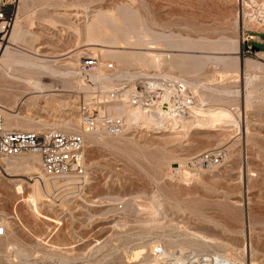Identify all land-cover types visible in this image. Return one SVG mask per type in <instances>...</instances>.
Masks as SVG:
<instances>
[{
	"label": "rangeland",
	"instance_id": "rangeland-1",
	"mask_svg": "<svg viewBox=\"0 0 264 264\" xmlns=\"http://www.w3.org/2000/svg\"><path fill=\"white\" fill-rule=\"evenodd\" d=\"M23 1L28 5L23 6ZM123 7L137 12L139 37L145 35L146 27L178 41L188 38L187 45L194 50L175 52L165 43L156 51L144 45L132 47L144 53L168 54L154 69L138 60L125 67L102 55L100 49H91L86 27L92 18L100 15L108 23L115 17L121 19ZM244 8L242 0L20 2L13 26L27 36L15 46L10 43L8 49L15 58L32 63L37 60L31 53H37L43 62L70 75L29 77L21 64L8 73L0 69V115L5 126L13 115L42 120L46 127L41 130L85 133L89 175L85 187L72 190L67 180L37 179L41 174L38 158L39 172L11 170L0 161V209L9 227L8 241L27 251L26 260L37 264H137L135 254L140 246L153 259L154 243L181 253L179 245L198 236L210 243L184 248L188 257L196 253L199 259L220 257L228 264H264V58L259 55L264 52V32L245 21ZM3 36L2 44L8 37ZM228 41L234 42L233 48H224ZM91 55L127 73L156 72L188 82L199 107L225 110L230 118H204L165 134L140 127L123 136L89 134L81 127L78 112V104L88 96L81 93L83 82L77 71ZM198 56L209 58L204 60L207 65L195 69L188 58ZM215 56L231 60L233 66L215 61ZM171 61H186L189 66ZM36 79L54 93L35 89ZM214 152L224 153L220 165L198 160L202 154ZM38 193L43 195L41 199ZM32 195L37 210L28 204ZM5 242L0 240V244Z\"/></svg>",
	"mask_w": 264,
	"mask_h": 264
},
{
	"label": "built area",
	"instance_id": "built-area-1",
	"mask_svg": "<svg viewBox=\"0 0 264 264\" xmlns=\"http://www.w3.org/2000/svg\"><path fill=\"white\" fill-rule=\"evenodd\" d=\"M20 1L0 0V32L11 30ZM243 4L246 5L243 9L246 14L242 12L245 21L248 24L252 22L256 29L264 32V8H255L256 4ZM100 65L102 62L95 55L84 58L79 65L80 77H83L85 86L93 91L90 94L82 93L88 98L78 104V112L87 133L123 136L129 129L140 127L152 133L165 134L174 129V121L192 115L195 99L184 82L155 73L139 74L134 78L116 79L113 86L102 90L91 80L92 72ZM106 66L109 72L117 71L113 63ZM116 106L132 110L147 119L130 122L125 115L111 112ZM29 154H36L40 158L41 174L35 176L37 179L78 177L80 188L89 181L85 133L57 129L42 132L8 129L0 115V160L17 159ZM223 157V152L204 153L198 160L206 165L218 166ZM8 232L9 227L0 209V239L5 238ZM162 253L161 247L154 252L155 255Z\"/></svg>",
	"mask_w": 264,
	"mask_h": 264
},
{
	"label": "bare ground",
	"instance_id": "bare-ground-1",
	"mask_svg": "<svg viewBox=\"0 0 264 264\" xmlns=\"http://www.w3.org/2000/svg\"><path fill=\"white\" fill-rule=\"evenodd\" d=\"M243 3H245V4H256V5H254L255 8H257V7L260 9L264 8L263 0H261V1H259V0H243ZM27 5H28V3L26 1L25 2L23 1V6H27ZM17 10H16V14L19 12V9H17ZM124 10H125V13H124V11L122 12V13H124L123 18L120 19V18L115 17V19H113L109 23L107 21H105V19H103L102 16H100V15L94 16L92 18L90 24L87 25V27H86L87 43H89L88 44L89 47H93L91 49H94V50L100 49L102 55L104 54V55L110 56L113 60L117 61L120 64H123L125 67H127L131 61L138 60L143 65L147 64V62H148L149 65H147V66L153 67L154 69H156V67L159 66L160 59H162L165 55H168V54H166V53L162 54V53H158V52H156L157 54H153L151 51H148V52L146 51L147 53L146 52L144 53V52H140V48H134L133 49L132 47H134V46L140 47V46L144 45V46H148V50H155L156 51L157 46H160L161 43H165L168 45V48L173 49L172 51H175V52L176 51L179 52L181 50L184 51L185 49H192L191 46L187 45V44H190L188 38H186V39L182 38L183 40L178 41L177 39H174L173 37H170L168 35L160 34V33H156V32L151 31L150 29L145 27L146 24H144L145 35L139 37L137 35V24L135 22V18H137V16H138L137 12L135 11V13H134L133 12L134 10L131 11L129 9V7H125ZM17 20H18V16H16L13 25L15 24V22ZM144 23H146V22H144ZM250 23H252V22H250ZM107 24L109 26H107ZM13 25H11V27H12L11 32H0V36L4 35L3 38L8 36L7 39H5L6 40L5 43L2 44L0 41V69L1 70H3L5 73H8L12 70H18V68H16L17 65L15 66V64H18V65L21 64L23 69H25V70H23L25 72V76H29V77H33V76L37 77V75H43V74H47V75H50L53 77L54 76H56V77L62 76L63 77V76L68 74V73L66 74V73L61 72L60 70H58L59 68L58 69H57V67L55 68L54 65L52 66V65H49L48 63L43 62L44 60L41 59L40 55H38L37 53H31L34 56L29 54L30 56H33L37 60V63H32L29 60H20V59L15 58L14 53L10 49H8V45L11 43L12 44L11 46H15L17 43H19L21 41H25L24 39H26L27 35L23 31L18 30ZM134 37L136 38L135 42L132 41V38H134ZM224 42H226V41H224ZM218 44L219 43L215 44V46ZM235 45H237V44H235ZM218 47L220 48V46H218ZM225 47L233 48L234 42L228 41V43L224 46V48ZM142 50H144V49H142ZM193 50L194 49H192V51ZM184 52H187V51H184ZM238 53H239V51H238ZM169 55H171V54H169ZM259 55L262 58H264V52L259 53ZM25 56H28V55H25ZM30 56H28V57H30ZM202 56H204V55H202ZM209 56L208 57L198 56V57H189V58L184 57V58H188V59L191 58L193 60L192 64H193V66H196L195 67V69H196L199 66L201 67L203 65V63L205 64L207 61L204 62V60L206 58H209ZM181 58H183V57H181ZM213 59L215 61L222 62V63H224V65H228L229 67L233 66V62L227 58L215 56ZM176 60H178V59H176ZM192 60H190V61H192ZM179 61H183V60H179ZM174 63H177V62H174ZM186 63L187 62L185 61L184 63L178 62L177 64L180 67H182L184 65H187ZM251 63H253V62H251ZM108 64L109 63H107V64L102 63V65H100L91 74V80L96 85H98L99 88H102V90L113 86L116 79H120L122 77L134 78V77L138 76L139 74L140 75H149L150 74V73L145 74V73L138 72V71H134V72L129 71V73H127V72H124V71H121L118 69H117V71L112 73V72H109L106 70V67H107L106 65H108ZM247 64H248V62H247ZM206 65H207V63H206ZM171 66H172V64H171ZM187 66H189V65H187ZM254 66H261V65H254ZM184 67L186 68V66H184ZM145 68H147V67H145ZM177 70H179V68H177ZM154 73L159 74L156 72H154ZM77 74H78V76H80V72L77 71ZM4 75H6V74H4ZM68 75H70V73ZM161 76H164V77H167L170 79H175L178 81H182L181 79H177L174 77H169V76H165V75H161ZM80 78H82L81 80L83 82V85H81V90H83V92H81V93H86V94H90L91 92L93 93V91L91 89H89L88 87L85 86V81H84L83 77H80ZM182 82H184L189 87L190 94L195 99L192 88L190 87L191 84L189 86L187 84L188 82L187 83L185 81H182ZM34 87H35V89L44 88V89H46V91L48 93H50V92L54 93L52 87H49V86L46 87L45 85H43L41 83V81L39 79L35 80ZM41 92L43 93V91H41ZM53 93H51V94H53ZM191 109H192V112H191L192 115L189 118H183L181 120L173 122L174 130H175V128L178 130L177 127L179 125H180L179 128L183 129V128H185V126L186 127L189 126V124L193 123L194 121L201 123V121L202 122L204 121V118H205V121L207 118H210V120H212L213 118H217V119L218 118H224V119L230 118V115L225 110H222V109H214V110L213 109H204V107H199L196 99H195V105ZM1 110H3V109H1ZM111 112L114 114L125 115L126 118L130 122H133V123L138 122V120L142 119V118H145V119H143V121H146V119H147L146 117H143V115L136 114V112H134L132 110L125 109L121 106L114 107ZM10 116L11 117L7 118V123L5 126L6 128L9 127L8 129H16V130L25 131V132H28V131L42 132V131H44V130H41V126H43V127L45 126L44 122L42 123V120L34 122L31 118H27V117H23V116L21 117L20 115H19L20 117H15V116L12 117L13 115H10ZM19 120L21 121L20 123H18ZM215 120L216 119H214V122H215ZM80 121L82 123L81 119H80ZM12 122H17V123L13 124ZM33 124H35L36 126H34ZM66 125L67 126H65V128L69 127V123H67ZM81 125H82L81 127L86 129L83 126V123ZM61 127L63 128L64 126L62 125ZM45 130H47V129H45ZM67 132H71V131H67ZM72 132L83 133V132L78 131V130H72ZM37 158L40 161V158L38 155L29 154V155L21 156V159L19 162L10 161L9 159H7V160L3 159V160H4L5 166L11 170L23 169L26 171L30 170L32 172V170H33L36 172V171H38L36 168V162L38 161ZM0 161H2V160H0ZM50 179H52V180H56V179L59 180L60 179L63 181L67 180L69 183L68 186H70V188H72V190L73 189L76 190L81 185V182H80L78 177H65V176H63V177H59V178H50ZM41 181H42V179H40V182ZM48 182H50V181H48ZM40 190H39V192H40ZM42 197H43V195L41 193H38V198L41 199ZM28 204H29L30 208H33L34 210L38 209V205L35 203V197L33 195L29 197ZM8 238L9 237L6 236L5 238L0 239V240H6V242H5L6 244L5 243L0 244V264H37V262L33 263V262H30L29 260H26V258L29 257V255L26 253L27 251L22 249L20 246H18V244L8 241ZM192 239L193 240L192 241L190 240V242H185V243L179 245V247L182 250L181 253L180 252H169V250H166V249L161 247L163 250V253L161 255H156V258H153V259H151V256L147 255L146 247L140 246L139 249H141V251L137 252L136 254L134 253L135 257L137 259L136 263L137 264H161V262L166 261L168 264H228L226 261H223L220 257H218V258L216 257V258H212V259L211 258L210 259L209 258L208 259L207 258L199 259V258L194 256L196 253L193 256L188 257L187 254H184L186 252H183L184 248L205 247L206 245H208L210 243L208 240H206L204 238H198V236L193 237ZM155 245L156 244L154 243L153 246L155 247V250H156L159 247L155 246ZM170 246H174V243L171 242ZM214 256H216V255H214ZM83 259H84V257H83ZM84 261H85V259H84ZM84 261H82V262H84Z\"/></svg>",
	"mask_w": 264,
	"mask_h": 264
},
{
	"label": "water",
	"instance_id": "water-1",
	"mask_svg": "<svg viewBox=\"0 0 264 264\" xmlns=\"http://www.w3.org/2000/svg\"><path fill=\"white\" fill-rule=\"evenodd\" d=\"M246 48H247V47H246ZM247 49H248V48H247ZM254 49H256V50H259V49H258V48H256V47H255Z\"/></svg>",
	"mask_w": 264,
	"mask_h": 264
},
{
	"label": "crops",
	"instance_id": "crops-1",
	"mask_svg": "<svg viewBox=\"0 0 264 264\" xmlns=\"http://www.w3.org/2000/svg\"><path fill=\"white\" fill-rule=\"evenodd\" d=\"M260 39V38H259ZM261 40V39H260ZM263 42V41H262Z\"/></svg>",
	"mask_w": 264,
	"mask_h": 264
}]
</instances>
